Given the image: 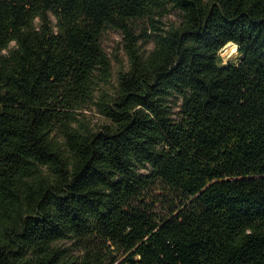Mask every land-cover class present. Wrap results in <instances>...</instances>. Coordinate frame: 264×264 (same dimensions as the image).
I'll return each instance as SVG.
<instances>
[{
    "label": "trees",
    "instance_id": "trees-1",
    "mask_svg": "<svg viewBox=\"0 0 264 264\" xmlns=\"http://www.w3.org/2000/svg\"><path fill=\"white\" fill-rule=\"evenodd\" d=\"M0 264H264V0H0Z\"/></svg>",
    "mask_w": 264,
    "mask_h": 264
},
{
    "label": "rangeland",
    "instance_id": "rangeland-1",
    "mask_svg": "<svg viewBox=\"0 0 264 264\" xmlns=\"http://www.w3.org/2000/svg\"><path fill=\"white\" fill-rule=\"evenodd\" d=\"M161 20L163 26H171L175 23H178L181 20V12L178 9L173 7H168V12L161 16L159 14H154L152 17H146L139 20L135 27V35L136 41L138 45H141V48L144 50H151L153 48V42H148L149 38L146 37L147 31L148 34L152 35L153 30V21ZM103 46L108 54L111 63V77L107 81L98 80V90L96 91L92 101L84 104L80 109H76V114L78 118L86 123L88 127L94 130H99L104 124L110 123V120L105 116L101 109V98L102 93L107 92L110 95L116 93L117 85L121 73H124L128 70L130 64V58L127 51V40L126 35L123 31L109 28L103 34ZM238 48V47H237ZM234 50V46L226 45L220 52L221 57L225 62L236 63L240 58V53L238 49ZM235 51V52H234ZM100 76V72L98 73ZM181 103V100L179 101ZM178 107H175L174 110H178ZM157 192L156 194H158ZM156 196V195H155ZM148 198L146 202L151 204L153 199ZM155 209L160 214H165L169 212V207L166 204L165 197H161V200L155 203ZM64 247L70 248L75 254L84 253L83 249H81L80 242L77 239L69 238L60 243ZM115 256L119 257L121 260L124 257L122 251H118L114 253Z\"/></svg>",
    "mask_w": 264,
    "mask_h": 264
},
{
    "label": "bare ground",
    "instance_id": "bare-ground-1",
    "mask_svg": "<svg viewBox=\"0 0 264 264\" xmlns=\"http://www.w3.org/2000/svg\"><path fill=\"white\" fill-rule=\"evenodd\" d=\"M228 45H232V46H234V50L237 48V45L236 44H233V43H229V44H227V46ZM235 52V51H234Z\"/></svg>",
    "mask_w": 264,
    "mask_h": 264
}]
</instances>
